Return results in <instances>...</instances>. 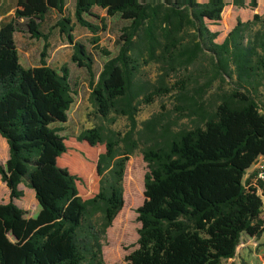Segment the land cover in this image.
I'll return each instance as SVG.
<instances>
[{"label": "trees", "instance_id": "16d2710c", "mask_svg": "<svg viewBox=\"0 0 264 264\" xmlns=\"http://www.w3.org/2000/svg\"><path fill=\"white\" fill-rule=\"evenodd\" d=\"M66 2L16 0L13 13L0 19V135L8 145L0 177L9 190V200L0 202V264H105L101 240L123 207L125 162L139 145L146 163L143 201L136 208L137 247L124 256L126 263L233 258L242 233L258 237L264 230L257 191L264 181L258 172L254 184L244 179L264 155V11L238 18L218 42L208 22L221 18L226 0H76L74 21ZM94 6L129 22L95 82L93 58L73 35L75 23L99 31L86 19L103 24ZM50 9L60 14L51 28L71 44V61L89 74L93 111L101 118L125 116L136 137L104 136L97 127L60 134L55 124L67 120L74 92L67 65L57 70L46 62L49 33L40 25ZM15 32L43 40L37 66L20 63ZM151 61L160 70L155 81L143 74ZM180 70L188 74L178 81L186 104L175 108L179 117L167 120L159 112L136 129L141 105L168 94L166 79ZM213 89L206 106L203 97ZM183 117L188 123L180 126ZM128 173L124 194L134 200L141 184L131 162ZM24 178L39 205L35 216L13 202L23 194L18 184Z\"/></svg>", "mask_w": 264, "mask_h": 264}, {"label": "rangeland", "instance_id": "374dc122", "mask_svg": "<svg viewBox=\"0 0 264 264\" xmlns=\"http://www.w3.org/2000/svg\"><path fill=\"white\" fill-rule=\"evenodd\" d=\"M226 1L227 4L221 12V18L215 22H208L209 28L218 32L215 41L222 40L226 32L234 26L238 18L243 21L249 20L254 13L262 14L264 11V0H243L244 5L236 4L235 1L238 0ZM251 1H255V8L249 6ZM93 13L100 16L98 10H95ZM51 19V16L47 17L45 22L47 23L46 26H49ZM92 20L95 21V24L100 26L99 31L92 33L86 28L78 25L74 29L73 35L74 39L81 42L93 58L92 69L95 82L103 62L109 56H113L117 53L119 47L118 36L122 27L128 25L129 22L121 19L118 14L114 16H105L103 24H99L98 19L94 17H92ZM49 29H51V26ZM87 31L90 34H84ZM51 33V41L58 46L57 31L53 30ZM16 41L21 59L26 60L32 57L33 64L39 63V54L42 48V43L39 40L32 39L27 33H24L17 34ZM71 48V46H64L55 51H52V49L48 51L47 49L46 56V62L57 70H59L60 66L67 65L69 68L70 83L74 92L73 102L67 111V120L64 123L55 124L56 127H59L60 134L76 136L87 128L97 127L104 136L117 133L120 134L121 137L127 134L136 137L135 134L130 132V123L125 116L110 114L108 118H101L93 111V106L89 98V74L84 67H78L71 61ZM103 49L107 50L109 55L103 54ZM159 73V66L155 62L151 61L143 66L144 77L151 81H155ZM187 74L188 72L185 70L172 73L169 78L166 79L167 84L172 87L171 91L166 95L157 97L150 104L141 105L136 115V129L142 127V121L159 112H162L164 118L167 120H175L179 117L180 112L176 111L175 108L178 106H186V104L179 98L178 94L180 89L178 81ZM214 91H216V89L210 90L203 97L206 106L211 104V95ZM185 112H187V110H185ZM110 118H114V121L110 122ZM178 123L180 126L187 125L188 118H180ZM142 147V145H139V147L129 155L125 162L122 178L123 207L112 220L111 225L107 228L101 240V253L105 264H127L124 260V256L137 247V229L140 223L137 220L136 208L143 201V175L146 171V163L142 159ZM99 150L100 148L98 147L96 151L98 152ZM123 150L124 144L120 142L118 152L121 153ZM0 162L2 164L5 163V161ZM130 162L136 167L141 184V194L134 200H132L128 194H124L128 185V169ZM255 172H258V177H261L264 181V155L257 157L254 163L247 169L244 179L249 176L251 182L254 184L255 177H252V175ZM89 180L92 182V185L96 184L94 175L90 177ZM19 189L22 190L23 194L20 198H14L13 202L25 211V216H35L39 211V205L35 199L34 191L28 186L25 178L20 182ZM257 191L263 201L260 217L264 229V187H257ZM8 200V193L3 192L0 187V202H7ZM229 262L232 264H264V230L258 237L242 233L234 257L224 260L222 264H227Z\"/></svg>", "mask_w": 264, "mask_h": 264}, {"label": "crops", "instance_id": "0c3cea01", "mask_svg": "<svg viewBox=\"0 0 264 264\" xmlns=\"http://www.w3.org/2000/svg\"><path fill=\"white\" fill-rule=\"evenodd\" d=\"M75 1L76 0H67L66 5H65V13L67 15H69L72 18L73 21H74V4H75ZM15 2H16V0H0V19H2V18H4V17H6V16H8V15L13 13V10H14V7H15ZM95 10H98L100 12V17H105L106 16L104 9H102L100 7H97V6H94L92 8V12H94ZM48 16H51L52 19H51V22L49 23V26H46L47 23H45V22H46V19H47ZM59 17H60V14L55 9H50L48 11V13L46 14V16H45L44 21L40 25V28H41V30L44 33H49V37H48V42H49L48 51H51V49H52V51H55L58 48H61V47H64V46H71V44L66 42V38L58 33L57 28L49 29V27L52 26ZM86 19H88L92 23L93 22L95 23V21L92 20V16H88L87 15ZM77 26H78V24L75 23L73 28L75 29ZM83 28H85V27H83ZM53 30H56L57 34H58V46H56V44L53 41H51V37L50 36H51V34H52L51 32ZM17 34H24V33H21V32H15L14 33V40H15V44H16V48H17V52H18V57H19L20 63L24 67L37 66L39 63L37 62V63L33 64L32 63V60H33L32 57L27 58L26 60L21 59V57L19 55V49H18V46H17V41H16ZM84 34H90V33H88V31H87ZM32 39H35V38H32ZM37 40H39L43 44V40L42 39H37ZM220 41H218V42H220ZM71 52H72V48H71ZM37 61H38V59H37ZM47 64H48V62H47ZM7 158H8V145H7L6 141H5V139L0 135V161H6ZM1 181H0L1 190L3 192L9 193V190L6 187L5 183L1 182ZM19 184H18V188H19Z\"/></svg>", "mask_w": 264, "mask_h": 264}]
</instances>
